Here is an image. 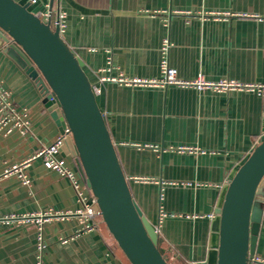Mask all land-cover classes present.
Returning a JSON list of instances; mask_svg holds the SVG:
<instances>
[{
	"label": "crops",
	"instance_id": "1",
	"mask_svg": "<svg viewBox=\"0 0 264 264\" xmlns=\"http://www.w3.org/2000/svg\"><path fill=\"white\" fill-rule=\"evenodd\" d=\"M14 1L37 15L48 4L53 16L65 14L62 38L100 90L97 103L131 193L158 230L168 263L205 262L222 190L264 137V96L100 78H159L169 38V63L181 80L264 84V0ZM26 69L0 40V83L31 123L26 132L0 131V264H131L102 217L79 214L71 181L35 157L62 131ZM70 139L57 158L83 180ZM257 207L251 264L264 260V200Z\"/></svg>",
	"mask_w": 264,
	"mask_h": 264
},
{
	"label": "water",
	"instance_id": "2",
	"mask_svg": "<svg viewBox=\"0 0 264 264\" xmlns=\"http://www.w3.org/2000/svg\"><path fill=\"white\" fill-rule=\"evenodd\" d=\"M0 40L20 57L69 128L78 170L101 217L131 264H169L156 228L134 199L83 62L58 29L14 0H0ZM52 94H49V92ZM54 96L55 103L49 101ZM264 200V137L223 188L208 259L201 264H251L258 204Z\"/></svg>",
	"mask_w": 264,
	"mask_h": 264
},
{
	"label": "built area",
	"instance_id": "3",
	"mask_svg": "<svg viewBox=\"0 0 264 264\" xmlns=\"http://www.w3.org/2000/svg\"><path fill=\"white\" fill-rule=\"evenodd\" d=\"M38 0H30L31 3H36ZM53 1V0H50ZM38 16L47 22H50L53 30L58 29L60 35L66 29V16L64 13L58 12L56 16H53V9L51 4L47 5V11L38 14ZM171 41L169 38H165L162 42L161 47V63L160 70L161 76L154 79H143V78H129L124 74L119 77H105L100 78L101 82L116 81L126 86H144V87H163L166 88L170 85H176L180 87H195L199 90H214V91H229V90H245L249 92H255L260 96H264V84H241L231 80H223L221 82H208L204 78L199 77L194 81L181 80L178 77L177 69L173 68L169 63V52L171 49ZM105 72L106 69L100 70ZM40 88V87H39ZM41 89V88H40ZM42 91V90H41ZM94 93H98L100 90L94 86ZM43 93V91H42ZM49 94H52L50 91ZM45 99L47 95L43 93ZM49 101L55 103V97L52 96ZM31 123L27 117V112H19L16 110L11 99V93L4 89L0 83V131L7 129L9 133L13 129H19L22 132H26ZM67 138H72V134L69 128L64 130V133L60 135L56 141L47 147L42 148L35 157H40L45 160V164L48 168L59 172L62 176L68 178L75 190L78 202L81 205L79 214L86 220L95 219L101 217V212L98 208L95 197L92 195L91 190L86 185L84 179L81 180L80 175L74 171L68 169L62 161L57 158L58 153L61 151L63 142ZM182 150H184L182 148ZM188 150V149H185ZM17 169V168H16ZM23 178L24 184H28L29 181L25 175H20ZM91 230V228H89ZM158 233V230L156 229ZM44 248L42 237L40 238L38 252L41 254ZM253 262L257 264H264V260L255 257ZM38 264H41L39 262Z\"/></svg>",
	"mask_w": 264,
	"mask_h": 264
}]
</instances>
